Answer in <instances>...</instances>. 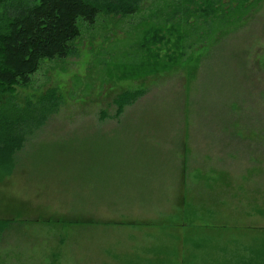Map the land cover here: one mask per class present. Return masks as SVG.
<instances>
[{"label":"rangeland","instance_id":"1","mask_svg":"<svg viewBox=\"0 0 264 264\" xmlns=\"http://www.w3.org/2000/svg\"><path fill=\"white\" fill-rule=\"evenodd\" d=\"M81 30L17 94L63 103L0 185V264H264V0H147Z\"/></svg>","mask_w":264,"mask_h":264},{"label":"trees","instance_id":"2","mask_svg":"<svg viewBox=\"0 0 264 264\" xmlns=\"http://www.w3.org/2000/svg\"><path fill=\"white\" fill-rule=\"evenodd\" d=\"M146 1L0 0V185L12 176L27 142L63 103L56 89L25 101L17 96L19 89L31 85L45 62L77 56L75 42L82 36V24L93 27L101 16H135ZM145 93L139 89L118 94L113 100L115 117H121ZM7 226L0 222V233Z\"/></svg>","mask_w":264,"mask_h":264},{"label":"bare ground","instance_id":"3","mask_svg":"<svg viewBox=\"0 0 264 264\" xmlns=\"http://www.w3.org/2000/svg\"><path fill=\"white\" fill-rule=\"evenodd\" d=\"M1 69V68H0ZM122 98V97H121ZM58 110V109H57Z\"/></svg>","mask_w":264,"mask_h":264}]
</instances>
